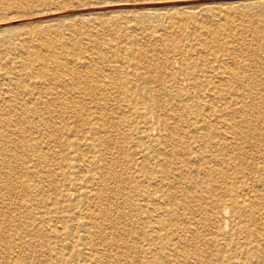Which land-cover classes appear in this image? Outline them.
<instances>
[{
	"label": "rangeland",
	"instance_id": "rangeland-1",
	"mask_svg": "<svg viewBox=\"0 0 264 264\" xmlns=\"http://www.w3.org/2000/svg\"><path fill=\"white\" fill-rule=\"evenodd\" d=\"M198 84L209 101L188 105L201 107L222 139L207 138L206 131L185 136L193 128L187 127L180 93L200 90ZM106 108L116 119L114 142L123 144L126 156L148 134L164 138L158 122L168 119L183 128L161 140L162 159L197 145L195 154L220 171L213 179L223 177L227 191L238 193L228 200L251 193L261 196L257 203L264 207V0H0V123H10L0 130L6 142L0 145V246L19 240V250L0 256V264H100L107 240L119 239L120 231L128 239V191L110 216L99 211L100 201L94 200L90 213L77 208L70 194L67 203L62 198L68 152L78 158L88 152L66 136L70 112L55 118L67 110L95 114L98 121L72 127L87 136L102 128L98 113ZM118 170L106 167L103 173L111 178ZM119 176L128 187L129 176ZM184 210L179 206L178 212ZM72 215L73 222L66 220ZM82 221L87 230L77 226ZM110 222L116 228L105 239L99 231ZM76 241L85 251L65 261L71 250L63 247ZM112 253L110 264H127L118 258L126 254Z\"/></svg>",
	"mask_w": 264,
	"mask_h": 264
},
{
	"label": "bare ground",
	"instance_id": "bare-ground-1",
	"mask_svg": "<svg viewBox=\"0 0 264 264\" xmlns=\"http://www.w3.org/2000/svg\"><path fill=\"white\" fill-rule=\"evenodd\" d=\"M215 76H218L217 72ZM223 77H225L224 74L219 78L222 79ZM201 86L196 85L195 87H200V90L197 89L191 94L180 93L183 96L180 98L184 102L183 110L188 122L191 121L187 127L193 128L191 133L185 130V136L192 134L198 137L202 131H206L207 138L214 134L222 139L225 135H220L216 127L207 122L206 115L204 116L203 110H200L201 107L188 105V103L192 104L195 99L201 100V104L208 103L211 95L207 91H201ZM174 94L175 99H177L179 92L176 91ZM84 107L91 108V106L86 105ZM85 108L82 107V109ZM102 110L103 112L97 114L101 118L102 128L95 130L93 134H88L92 136L83 135L84 137H79L77 135L79 132L72 127L75 126L76 128L80 124L96 121L95 114L88 112L83 116L76 111L67 110L55 118L60 119L63 114L70 112L69 120L72 127L68 129L66 136L76 137V141H81L80 145L88 152V156L85 154V158H78L73 156L72 152H68L70 157H68L64 167L69 176L62 197L63 200L67 199V195L70 194L74 197V204L77 208L84 207L90 213L94 200L100 201L103 208H99V211L110 216L115 212L117 202L126 197L124 192H129L127 199L129 201L128 210L131 212V224L127 231L130 235L124 241L122 238L126 234L124 231H120L119 239L117 236L115 240H107L104 244L106 253H101L100 264H110L109 260L114 258L112 256L114 255L113 251L116 254L120 253V255L126 254V258L122 256L118 258H120L119 261L124 260L127 264H212L214 261H220L224 264V258L227 262L230 259L235 260L237 264H264V207L257 203L260 199H256L261 196L255 197L251 193H245L244 196L247 199L239 196L240 201L228 200L233 194L227 191L225 179L223 177L213 179V174L214 176L220 175V171L218 172L206 165L203 157L195 154V150L197 147L199 148L197 145L194 147L188 145L184 154L169 152L172 155L170 161L166 160L169 154L165 159H162L165 153L163 146L166 143L164 141L161 143V140L172 138L183 128L177 124L173 127L168 123V119L158 122L159 132H164V138H154L148 134L143 138L144 142L131 145L129 149H134V152H131L130 156H126L125 151L127 152V150L123 144L117 145L113 139L114 133L111 132V129L116 120L113 112L108 108ZM113 110L115 111L114 108ZM32 115L37 116L33 112ZM37 117L40 118V116ZM8 124L10 123L1 122L0 130L4 126L10 128ZM66 126L68 127L69 124L66 123ZM115 131L119 132L118 130ZM101 132L103 136L100 135ZM3 138L4 136L0 133V145L6 143ZM88 140H91L90 144L87 143ZM17 147H19V142L13 145L14 149ZM201 148L203 147L201 146ZM207 148L208 145L205 146V149ZM120 155L125 156L123 157L124 160L122 157L120 158ZM106 167L118 168L120 171L118 170L117 174H112L111 178H106V174L103 173ZM87 168L95 171L91 174ZM80 172L90 175L84 176L80 180L78 178ZM121 173L129 176L128 187H123L125 180L120 178ZM87 184L94 188L91 192L86 191L88 189ZM235 194L233 198H236L238 193ZM64 202L67 203L66 200ZM254 203H257L258 207ZM181 205L185 209L182 213L178 212ZM229 208L232 211L230 218H228ZM92 214H90L91 218L95 217L93 212ZM77 216L80 221L81 214L77 213ZM66 220L73 222L74 216L72 215ZM77 226L82 230L88 228L85 221L78 223ZM115 228L116 226L110 222L109 225L102 227L99 232L107 239ZM3 230L6 233L7 230ZM71 234V232L63 234L64 240L69 241ZM77 242L81 241L69 243L63 247L71 250L66 254L65 261H71L75 256L83 254L84 249L82 250L81 244ZM4 245L0 246V256L2 257L10 255L14 250H19V240L18 244L7 243ZM118 258H116L117 263L119 262Z\"/></svg>",
	"mask_w": 264,
	"mask_h": 264
}]
</instances>
